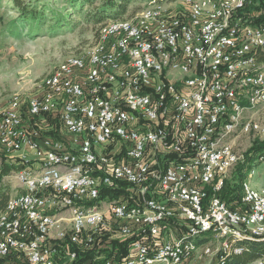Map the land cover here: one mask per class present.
I'll return each mask as SVG.
<instances>
[{
    "label": "built area",
    "instance_id": "obj_1",
    "mask_svg": "<svg viewBox=\"0 0 264 264\" xmlns=\"http://www.w3.org/2000/svg\"><path fill=\"white\" fill-rule=\"evenodd\" d=\"M261 18L264 0H148L101 24L33 94L0 100V149L22 165L0 213V259L71 264L117 235L129 252L94 264H224L262 239L254 170L243 208L219 195L243 147L264 140ZM48 119L62 136L42 133ZM122 185L129 195L102 197Z\"/></svg>",
    "mask_w": 264,
    "mask_h": 264
},
{
    "label": "rangeland",
    "instance_id": "obj_2",
    "mask_svg": "<svg viewBox=\"0 0 264 264\" xmlns=\"http://www.w3.org/2000/svg\"><path fill=\"white\" fill-rule=\"evenodd\" d=\"M67 1L43 0L40 4L45 2L52 9L67 15V19L71 21L69 27H64L54 32L50 29L51 25H53V20H48L39 28L38 32H35L36 26L31 28L17 21L19 12L11 0H0V100L8 98L13 93L33 94L36 83L41 78L57 66L67 55L93 43L100 25L113 19V17H107L95 23V20L88 16L99 7L101 0H83L82 6L80 3L74 6L75 4ZM147 1H131L124 18L132 17L139 13ZM76 7L81 9V12L76 10ZM260 116L264 119V109L260 112ZM50 124L55 127L60 136L65 132L59 120L51 121ZM256 139H252L251 144L244 146L243 150L247 151ZM4 160L5 158L1 154L0 166ZM234 173V170H232L229 178L233 177ZM2 182L8 185L11 195L17 192V180L12 171L2 178ZM233 182L237 183L234 179ZM250 182L254 187L264 186V160L256 165ZM128 188L127 185H122L121 191L116 193L105 191L107 192L105 199L109 200L129 195L130 191ZM239 200L235 207H244L242 195ZM171 226L176 233L172 232L169 237H175L177 235L175 230L183 227L179 221L172 223ZM107 240L108 242L104 244L103 248L92 254L94 258L106 255L111 249L113 252L117 251V254L129 252L130 242L128 239L113 235ZM212 260L213 257L208 256L202 259H194L190 264H211ZM21 261L23 262V260ZM249 264H264V258L257 259Z\"/></svg>",
    "mask_w": 264,
    "mask_h": 264
},
{
    "label": "trees",
    "instance_id": "obj_3",
    "mask_svg": "<svg viewBox=\"0 0 264 264\" xmlns=\"http://www.w3.org/2000/svg\"><path fill=\"white\" fill-rule=\"evenodd\" d=\"M14 7L18 10L19 15L17 21L34 28L35 32H38L39 28L43 26L48 20H53V25L50 29L54 32L70 26V20L68 16L61 14L56 9H52L50 5L43 2V0H11ZM83 0H68V3L75 4L80 3L82 6ZM131 1L138 0H101V3L95 11L92 12V19L95 20V23L104 20L107 17H113L115 19L124 18L128 5ZM263 5V2L260 3ZM79 12L81 9L75 8ZM257 21H264V18H261ZM264 58V57H263ZM262 59V58H261ZM32 118H30L31 120ZM54 120L48 119L47 122L42 124V133L48 135L59 136V133L55 130V127L50 124ZM3 155L5 160L0 166V213L6 209L7 203L11 196L8 185L2 182V178L10 173L13 169H18L22 165L16 164L12 161L11 158L6 156L4 152L0 149V155ZM261 158H264V140H254L252 145L245 153V158L243 161L239 162L234 168V176L226 180L222 190L220 191V197L226 201L230 207H235L239 203V197L242 195V182L248 177L249 173L254 170L256 165L261 162ZM233 179L237 183L233 182ZM234 184V185H233ZM111 193L114 191H110ZM117 191H115L116 193ZM105 193V194H104ZM107 192H102V197H105ZM237 200V201H235ZM243 208V207H242ZM243 248L242 253L232 255L224 264H249L257 259L264 258V240L262 239H244L239 242ZM97 252L95 249L80 250L77 258L71 262V264H94L96 258L92 254ZM127 254V253H126ZM126 254H117V251L107 252L106 255L113 256L117 258L120 255ZM22 256L18 253H12L7 257L0 259V264H20L22 262ZM211 264H220L217 257L215 256Z\"/></svg>",
    "mask_w": 264,
    "mask_h": 264
},
{
    "label": "water",
    "instance_id": "obj_4",
    "mask_svg": "<svg viewBox=\"0 0 264 264\" xmlns=\"http://www.w3.org/2000/svg\"><path fill=\"white\" fill-rule=\"evenodd\" d=\"M262 240H264V237L262 238Z\"/></svg>",
    "mask_w": 264,
    "mask_h": 264
}]
</instances>
